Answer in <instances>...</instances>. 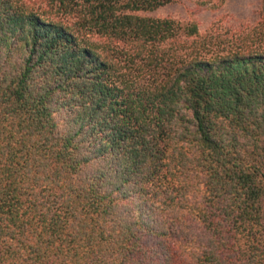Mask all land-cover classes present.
<instances>
[{
    "label": "trees",
    "instance_id": "1",
    "mask_svg": "<svg viewBox=\"0 0 264 264\" xmlns=\"http://www.w3.org/2000/svg\"><path fill=\"white\" fill-rule=\"evenodd\" d=\"M175 1L0 0V264H264V8Z\"/></svg>",
    "mask_w": 264,
    "mask_h": 264
},
{
    "label": "rangeland",
    "instance_id": "2",
    "mask_svg": "<svg viewBox=\"0 0 264 264\" xmlns=\"http://www.w3.org/2000/svg\"><path fill=\"white\" fill-rule=\"evenodd\" d=\"M214 1L199 7L196 0H178L150 13L154 17H170L180 22L196 20L201 34L247 33L261 21L264 0H224L220 8Z\"/></svg>",
    "mask_w": 264,
    "mask_h": 264
}]
</instances>
